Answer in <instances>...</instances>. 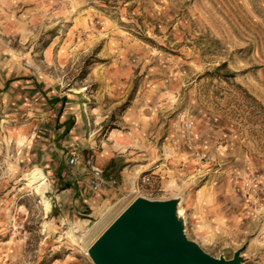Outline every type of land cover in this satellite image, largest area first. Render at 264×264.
<instances>
[{"label": "rangeland", "instance_id": "1", "mask_svg": "<svg viewBox=\"0 0 264 264\" xmlns=\"http://www.w3.org/2000/svg\"><path fill=\"white\" fill-rule=\"evenodd\" d=\"M0 62L85 126L66 147L53 112L0 94V264H92L88 246L137 196L179 197L207 255L264 264V0H0ZM88 159L115 184L89 191ZM157 165L154 186L130 183Z\"/></svg>", "mask_w": 264, "mask_h": 264}, {"label": "water", "instance_id": "2", "mask_svg": "<svg viewBox=\"0 0 264 264\" xmlns=\"http://www.w3.org/2000/svg\"><path fill=\"white\" fill-rule=\"evenodd\" d=\"M179 197H136L97 235L86 250L92 264H239L240 250L230 259L213 258L188 240L176 212Z\"/></svg>", "mask_w": 264, "mask_h": 264}, {"label": "crops", "instance_id": "3", "mask_svg": "<svg viewBox=\"0 0 264 264\" xmlns=\"http://www.w3.org/2000/svg\"><path fill=\"white\" fill-rule=\"evenodd\" d=\"M0 92L3 97L8 98L9 102L17 106V110L34 112L40 118L53 112L57 128L56 137H60L66 147H75L76 143L80 144L83 140L85 126L81 113L72 110L73 112H66L64 117L63 114L56 117L61 98L49 97L45 89L30 78L27 70L11 63L0 62ZM73 117L75 122L70 125L68 121H72ZM64 129L66 132H63ZM67 186L74 185L67 184Z\"/></svg>", "mask_w": 264, "mask_h": 264}, {"label": "built area", "instance_id": "4", "mask_svg": "<svg viewBox=\"0 0 264 264\" xmlns=\"http://www.w3.org/2000/svg\"><path fill=\"white\" fill-rule=\"evenodd\" d=\"M76 165H77V156L75 155V153L68 154L65 163V173L67 176L69 177L73 176ZM84 167L88 168V172L86 176L87 180L85 182V185L88 188V190L91 191L92 193L98 192L99 189L105 184H109V185L115 184V181L110 176L103 177L101 170L97 169L96 167H93L89 159L85 161ZM157 168L158 165L150 168L148 172L141 173L140 177L139 176L134 177V180L132 181L131 184H134V186L137 185L145 186L147 188L152 187V185L154 186V177L156 176V174H154L153 171H155ZM136 183L137 185H135Z\"/></svg>", "mask_w": 264, "mask_h": 264}, {"label": "bare ground", "instance_id": "5", "mask_svg": "<svg viewBox=\"0 0 264 264\" xmlns=\"http://www.w3.org/2000/svg\"><path fill=\"white\" fill-rule=\"evenodd\" d=\"M136 173L133 172V175H135ZM26 182L28 184V186L30 187H33L35 189V192L40 196V198L43 200V202H45L46 204V208L47 207V199L45 197V193H47V190H48V185L46 183V178L45 176L43 175L42 171L39 170V169H35L33 170L32 172H30L28 175H27V178H26ZM130 183H132V180L130 179ZM138 197V196H137ZM136 198V197H135ZM112 212V211H110ZM110 214V213H109ZM106 215V214H105ZM176 215H177V218L178 219H181L182 217V214L179 210V206L177 208V212H176ZM107 216V215H106ZM109 216V215H108ZM107 216V217H108ZM106 218H102L100 221H98V223L96 224V227L92 230V232L94 231H98V229L101 228L104 220ZM183 222V220H181ZM184 224V222H183ZM104 225V224H103ZM94 227V226H93ZM182 232L184 233V227L182 229ZM94 234V233H93ZM91 235V234H90Z\"/></svg>", "mask_w": 264, "mask_h": 264}, {"label": "trees", "instance_id": "6", "mask_svg": "<svg viewBox=\"0 0 264 264\" xmlns=\"http://www.w3.org/2000/svg\"><path fill=\"white\" fill-rule=\"evenodd\" d=\"M63 132H66V129H64Z\"/></svg>", "mask_w": 264, "mask_h": 264}]
</instances>
